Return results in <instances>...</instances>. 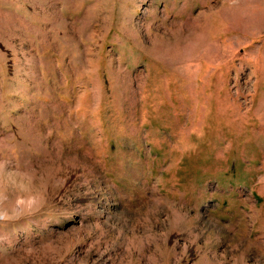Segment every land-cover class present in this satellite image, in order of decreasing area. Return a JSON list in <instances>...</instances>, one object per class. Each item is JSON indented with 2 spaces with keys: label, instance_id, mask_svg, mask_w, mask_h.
<instances>
[{
  "label": "rangeland",
  "instance_id": "1",
  "mask_svg": "<svg viewBox=\"0 0 264 264\" xmlns=\"http://www.w3.org/2000/svg\"><path fill=\"white\" fill-rule=\"evenodd\" d=\"M0 264H264V0H0Z\"/></svg>",
  "mask_w": 264,
  "mask_h": 264
}]
</instances>
